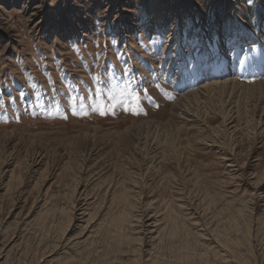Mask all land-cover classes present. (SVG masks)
Wrapping results in <instances>:
<instances>
[{
  "label": "rangeland",
  "instance_id": "rangeland-1",
  "mask_svg": "<svg viewBox=\"0 0 264 264\" xmlns=\"http://www.w3.org/2000/svg\"><path fill=\"white\" fill-rule=\"evenodd\" d=\"M26 2L0 0V264H264V0H160L162 50L151 0Z\"/></svg>",
  "mask_w": 264,
  "mask_h": 264
},
{
  "label": "snow or ice",
  "instance_id": "snow-or-ice-1",
  "mask_svg": "<svg viewBox=\"0 0 264 264\" xmlns=\"http://www.w3.org/2000/svg\"><path fill=\"white\" fill-rule=\"evenodd\" d=\"M141 33L147 35L148 41L151 44H156L158 42L157 39H156V37H160L161 38L159 40L160 50H162L163 47L166 44V41H167V30H165L164 32L149 33L148 30H147V28H146V26H141V28L137 30L136 39H137V43H139L140 45H145V41H144V39H142ZM96 46L98 48L100 47V45H96ZM106 50H107V46H104V51H106ZM130 51H131V49H130ZM100 54L103 55V52H101ZM124 55L126 56L127 53H124ZM136 55L138 56L139 53H137ZM93 61H94V63L95 62H98L95 57H93ZM125 62L127 63V61H125ZM69 63H71V61ZM38 67H39V65H37V68ZM77 67H79V66H77ZM185 67H187V64H185ZM53 87H55V83H53ZM20 95L22 97H26L27 96V93L21 92ZM13 100H14V98L9 93L8 94V101L6 102V107H10L11 103L13 102ZM99 114L101 116H105L107 113L104 111L103 108H101L99 110ZM134 114L139 115L140 113H139V111H136V112H134ZM65 118H67V117H65Z\"/></svg>",
  "mask_w": 264,
  "mask_h": 264
},
{
  "label": "bare ground",
  "instance_id": "bare-ground-1",
  "mask_svg": "<svg viewBox=\"0 0 264 264\" xmlns=\"http://www.w3.org/2000/svg\"><path fill=\"white\" fill-rule=\"evenodd\" d=\"M3 2L5 1V0H2ZM159 1L160 0H151V4H150V10H149V15H150V27H148L147 28V30H148V32L149 33H153V28L151 27V25H152V22H154V23H159L160 25H162L165 21H167L168 20V17H169V15L168 14H162L161 15V17L160 16H158V8H157V6H158V4H159ZM16 4H20L22 7L24 6V5H26L27 4V2H26V0H24V1H22V0H16ZM13 5V4H12ZM25 7V6H24ZM159 18V19H158ZM162 18V19H161ZM166 23V22H165ZM161 27V26H160ZM173 32V31H172ZM175 34V33H174ZM172 36H174V35H172ZM170 39V38H169ZM249 61L251 62V60L249 59V58H246L245 59V62H248L249 63ZM225 84H223V86L220 88L221 90H222V88L223 89H225ZM247 89V91H246V95H247V100H249V98L251 97V96H254V94H255V92L256 91H262V89L261 88H258V87H250V88H246ZM223 91V90H222ZM260 93H262V92H260ZM181 102H183V100L181 101Z\"/></svg>",
  "mask_w": 264,
  "mask_h": 264
}]
</instances>
